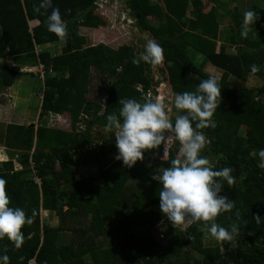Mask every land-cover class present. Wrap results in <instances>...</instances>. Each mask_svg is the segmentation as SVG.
<instances>
[{
    "label": "trees",
    "instance_id": "1",
    "mask_svg": "<svg viewBox=\"0 0 264 264\" xmlns=\"http://www.w3.org/2000/svg\"><path fill=\"white\" fill-rule=\"evenodd\" d=\"M96 1L51 0L66 29L59 52L51 53L50 45L60 38L44 23L51 8L36 11L39 0H0V91L22 75L34 76L29 68L39 66L38 118H57L55 125L36 128L9 123L0 134L10 157L0 162L9 206L23 208L26 215L35 213L32 223L21 229V246L13 248L5 238L0 240V253H7L8 264H26L31 258L37 264H165L170 258L172 264H188L186 250L192 249L200 256L198 264H264V218L260 222L253 218L264 217V169L257 167L255 155L264 148V90L245 87L248 75L264 81V7H251L257 18L242 38L243 14L229 8L233 0H125L130 13L138 15L134 27L162 47L158 78L151 74L152 66L131 62L143 51L137 39L115 48L85 45L77 27L97 29L107 23L91 9L76 17ZM221 13L232 23L224 43L218 42ZM226 44L235 48L234 54L227 53ZM205 64L221 71V100L213 115L215 128L200 130L210 139L203 154L218 168L230 167L234 177L230 186L214 178L223 185L219 195L233 200V208L218 214L215 222L225 228L235 223L240 229L234 242L222 244L215 240L204 244L199 232L206 228L199 221L177 237L182 223L171 226L159 210V184L151 177L178 157L176 142L166 155L161 149L148 167L142 165L145 153L130 168L113 157L97 176L75 180V168L93 156L84 154V148L98 156L97 148L104 155L105 145L95 144L93 132L96 127L105 129V116L118 112L119 100L142 99L148 91L156 96L190 91L209 77ZM251 64L260 70L250 73ZM93 82L94 97L88 100ZM102 93L107 96L104 100L99 99ZM98 180L102 184H95ZM52 213L56 226L41 219ZM157 226L169 237L165 246L152 234ZM61 233H69L71 240L59 244Z\"/></svg>",
    "mask_w": 264,
    "mask_h": 264
},
{
    "label": "clouds",
    "instance_id": "2",
    "mask_svg": "<svg viewBox=\"0 0 264 264\" xmlns=\"http://www.w3.org/2000/svg\"><path fill=\"white\" fill-rule=\"evenodd\" d=\"M34 8L36 11L51 8L44 21L47 31L60 38L66 35L65 22L51 0H39ZM256 18L253 9L243 12L240 25L242 38L248 36ZM162 59L163 50L159 42L147 39L143 51L131 62L155 67ZM249 70L254 74L260 67L251 64ZM220 91L218 79L210 76L200 79L190 91L173 93L170 102L176 110L174 119L165 111L164 101L153 97L150 92L143 94L142 99H121L118 101L121 105L118 112L108 113L104 125L106 130L114 133V159L129 168L142 160L148 150L162 145L163 156L173 142L178 144V157L171 159L168 166L159 167V171L151 177L159 184V210L173 227L186 221L201 222L218 244L234 242L240 232L235 223L225 228L215 222L218 214L233 208V200L219 195L223 185L221 180L214 178H221L230 186L234 182L232 169L228 166L218 168L203 154L210 139L200 130L215 128L213 115L220 104ZM255 155L258 157L257 167L264 169V148L256 150ZM5 184L6 180L0 176V240L6 238L13 248H19L23 240L21 229L32 223L35 213L26 215L23 208L9 206ZM253 218L260 222L264 217ZM8 261L7 253H0V264H8Z\"/></svg>",
    "mask_w": 264,
    "mask_h": 264
},
{
    "label": "rangeland",
    "instance_id": "3",
    "mask_svg": "<svg viewBox=\"0 0 264 264\" xmlns=\"http://www.w3.org/2000/svg\"><path fill=\"white\" fill-rule=\"evenodd\" d=\"M105 1V3H104ZM256 2V0H254ZM99 2V1H98ZM155 2V1H154ZM253 3L251 0H238L239 9L241 11H245L249 9V4ZM98 4V3H97ZM101 7L98 8V11L102 16L103 13L106 14L105 19H107V23L105 27L99 28L94 30L92 28H83L77 27L76 33L83 36L85 38V45H94L100 44L102 42L103 45L115 48L119 44L122 43H129L133 40L137 39V47L140 48L144 46L145 41L149 38H144L142 33L134 30V19L130 16L129 12L126 10L125 0H102L99 2ZM261 7H264L262 2H256ZM63 43V38H59V41L55 44L50 45L51 53H57L60 50V47ZM199 58V57H197ZM32 63H25V66H31ZM16 65V64H15ZM40 70L39 66L30 67V72H34V76L30 75H22L18 77L14 81V84L7 90L0 91V134L4 132L5 126L9 123H16L20 125H29L34 124V127H37L39 124L52 126L56 124L57 118L53 115H46L45 117L39 119V103L41 97L37 95V93H41L42 83L41 78H37V69ZM151 74L155 77H159V73L156 70V66L152 67ZM261 86V83L260 85ZM156 93H161L159 88H156ZM262 89L264 90V86L262 85ZM154 91V92H155ZM93 93H95V83L91 84V93L88 95L87 99L91 100L93 98ZM152 94H154L152 92ZM172 92L164 91L163 93L159 94V97L164 101L166 107L165 111L169 114V117H173L175 113L174 107L171 106L170 98L172 96ZM156 96V95H155ZM154 96V97H155ZM107 96L101 94L99 96L100 100L106 99ZM260 100V99H259ZM264 100V99H263ZM94 142L95 144H103L105 145V149L109 150V154L98 156V161L96 162L95 166H89L88 168L84 169V167L79 168L76 171V179L91 177L98 174L99 170L104 167L106 161L111 159V152L113 151L112 145L115 147V140H114V133L109 132L108 130L101 129L100 127H96L94 132ZM93 146V145H92ZM161 148L163 150V146H158L156 149L148 150L145 152V159L142 162L143 167H148L152 164L154 159L157 158L158 154L161 153ZM116 149V148H115ZM84 154L92 155L91 148L87 147L82 150ZM98 152V149L96 148ZM20 156V155H19ZM10 158L8 155L7 150L5 147L0 143V162L7 160ZM14 158V166L16 169H20V165L16 162V158ZM13 158H11L13 160ZM159 171V169H158ZM89 172V173H88ZM101 181L98 180L97 184H100ZM53 214V213H52ZM50 215H47V218H43L42 220H46L50 226ZM49 218V220H48ZM57 221V217L55 218ZM191 222H184L181 224L178 233L176 234L177 237H181L184 234V230ZM56 226V225H55ZM138 229V228H137ZM161 233V226L157 227L153 231V236L156 241H158L162 246H165L169 237L164 235L163 239L159 238V234ZM61 233L59 234L58 243L62 244L71 240L68 233ZM201 241L204 244H211L214 241V238L204 229L201 232ZM97 244H103L100 239L95 240ZM187 255L185 259L187 260L188 264H198L200 260V256L195 253L192 249H188ZM158 253V251L156 252ZM155 253V254H156ZM174 259L170 258L167 260L165 264H172Z\"/></svg>",
    "mask_w": 264,
    "mask_h": 264
},
{
    "label": "crops",
    "instance_id": "4",
    "mask_svg": "<svg viewBox=\"0 0 264 264\" xmlns=\"http://www.w3.org/2000/svg\"><path fill=\"white\" fill-rule=\"evenodd\" d=\"M100 2V1H102V0H97L96 1V3L97 2ZM155 0H151V2H154ZM223 1V0H222ZM248 1V0H247ZM251 2H253V3H250L249 4V9H251V7L253 6V5H255L256 4V2L258 3V0H256V2L254 1V0H251ZM104 3H105V1H104ZM229 6V8L230 9H237L238 11H239V13H242L243 14V11H241V8L239 9V5H238V0H233V2H231V4L230 5H228ZM99 7H101V6H99ZM98 7V8H99ZM98 8H97V10H98ZM222 14V13H221ZM103 15L106 17V14H104L103 13ZM223 15V17L221 18L220 17V19H219V38H218V42L219 43H224V40H226L227 38H228V36H229V33H230V27L232 26V23H231V21H230V19H229V17L227 16V15H225V14H222ZM84 28V27H83ZM100 28H102V27H100ZM97 29H99V28H97ZM97 29H94V30H97ZM135 30V29H134ZM57 43V42H56ZM102 43V42H101ZM53 44H55V43H53ZM63 44V43H62ZM94 45H96V44H94ZM226 51H227V53H229V54H234L235 53V48L233 47V46H230V45H228V44H226ZM197 57H199V58H197ZM195 58V61H197V62H199L200 60H201V57L200 56H195L194 57ZM204 72L206 73V74H208L209 75V77L210 76H215L217 79H219L220 77H221V71L219 70V69H217V68H215V67H213L212 65H210V64H205V66H204ZM260 83H261V86H259L260 85ZM262 85L264 86V81H262L261 79H259V78H257V77H255V76H253V75H248L247 77H246V81H245V87L246 88H248V89H255V88H257V89H262ZM8 90V89H7ZM42 99V98H41ZM40 105H41V100H40V103H39V110H40ZM31 124H29V125H26V126H30ZM34 127V126H33ZM34 128H36V127H34ZM102 144V143H101ZM100 144V145H101ZM114 145V144H113ZM112 145V149H113V151L111 152L112 154H111V158H113L114 157V155H115V153H116V149H115V147ZM106 147V146H105ZM161 147V146H160ZM162 149V148H161ZM99 150V149H98ZM95 151H96V149H95ZM105 151H106V154H109V150L106 148L105 150H104V153H105ZM99 152V151H98ZM98 152H96L97 154H98V156L100 155L101 156V154H100V152L98 153ZM92 155L93 156H91V161L89 162V163H87V164H85V165H80V166H78V167H76L75 168V180L76 181H80L81 179H76V171L79 169V168H81V167H84V169H86V168H88L89 166H95V164H96V162L98 161V156H96V155H94V153H92ZM16 158V157H15ZM144 159H145V156H144ZM13 161H14V159H13ZM89 173V172H88ZM94 176H97V174L96 175H94ZM91 177H93V176H91ZM83 179V178H82ZM95 184H97V181L95 182ZM100 184H102V181H101V183ZM50 222H51V225L52 226H55V225H57V221L55 220V218H56V216L54 215V214H51L50 215ZM48 220H49V218H48ZM46 221H47V219H46ZM67 221L70 223L71 222V220H68L67 219ZM157 227H159V226H157ZM157 227H155L154 229H152V234H153V231L157 228ZM138 228V229H137ZM135 230H141V227H137ZM66 234V233H65ZM64 234V235H65ZM69 234V233H68ZM101 240V239H100ZM88 262H90L89 260L87 261V263Z\"/></svg>",
    "mask_w": 264,
    "mask_h": 264
},
{
    "label": "water",
    "instance_id": "5",
    "mask_svg": "<svg viewBox=\"0 0 264 264\" xmlns=\"http://www.w3.org/2000/svg\"><path fill=\"white\" fill-rule=\"evenodd\" d=\"M97 8H98V5L96 3H93L90 8H86L84 11L77 12L76 17L80 16L82 14V12H88L90 9L93 10V11H95V10H97ZM126 10H127V12H129V14H130L131 17H135V19H134V23H135L137 21V19H138V15H134L133 13H130V10L129 9H126ZM134 29L136 31H138L136 27H134ZM144 38L146 39L147 36L144 35ZM30 126H34V124H31ZM199 236H201V232H199Z\"/></svg>",
    "mask_w": 264,
    "mask_h": 264
},
{
    "label": "built area",
    "instance_id": "6",
    "mask_svg": "<svg viewBox=\"0 0 264 264\" xmlns=\"http://www.w3.org/2000/svg\"><path fill=\"white\" fill-rule=\"evenodd\" d=\"M100 2H101V1H100ZM98 5L101 6V5L99 4V2H98ZM38 71H41V69H40V70L38 69ZM138 89H140V88L138 87ZM155 90H157V89H155ZM149 92H150V91H148L147 93H149ZM150 93L152 94V92H150ZM152 96L154 97L155 95L152 94ZM155 97H159V96H155ZM160 97H161V96H160ZM80 128H82V127L80 126ZM35 181H37V180H35ZM45 217H47V216H42V215H41V219H43V218H45ZM159 238H160V239H163L164 236L160 234V235H159ZM26 264H37V263H36L35 258H31V259H29V260L27 261Z\"/></svg>",
    "mask_w": 264,
    "mask_h": 264
},
{
    "label": "bare ground",
    "instance_id": "7",
    "mask_svg": "<svg viewBox=\"0 0 264 264\" xmlns=\"http://www.w3.org/2000/svg\"><path fill=\"white\" fill-rule=\"evenodd\" d=\"M10 88V87H9ZM9 88H6V89H9ZM81 128L80 127H78V130H80Z\"/></svg>",
    "mask_w": 264,
    "mask_h": 264
},
{
    "label": "flooded vegetation",
    "instance_id": "8",
    "mask_svg": "<svg viewBox=\"0 0 264 264\" xmlns=\"http://www.w3.org/2000/svg\"><path fill=\"white\" fill-rule=\"evenodd\" d=\"M127 9V8H126Z\"/></svg>",
    "mask_w": 264,
    "mask_h": 264
}]
</instances>
